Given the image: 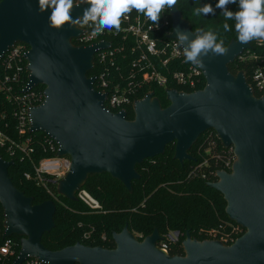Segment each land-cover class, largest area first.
I'll return each instance as SVG.
<instances>
[{"label":"water","instance_id":"obj_1","mask_svg":"<svg viewBox=\"0 0 264 264\" xmlns=\"http://www.w3.org/2000/svg\"><path fill=\"white\" fill-rule=\"evenodd\" d=\"M74 8L73 18L83 15L87 3ZM48 13H41L38 0H0V61L16 43L30 48L27 54L28 88L45 87V101L32 108L31 133L42 132L58 144V157H69L71 168L57 183L58 193L78 201L77 192L90 176L108 174L132 193L141 179L137 166L164 155L175 145L180 164L196 159L190 154L199 138L213 130L224 147L233 148L236 161L231 173L219 171L218 182L208 186L224 196L228 218L245 230L233 244L198 241L190 232L182 244L184 256H171L157 244L158 229L140 241L126 224L114 233L115 249L81 243L50 251L45 234L55 229L57 206L53 201L34 204V198L17 189L9 174L13 161L0 153V204L5 215L4 238H21L13 264L37 258L44 264H264V96L257 97L243 71H230L250 42L232 41L225 55L204 57L198 66L206 79L202 90L192 93L166 90L169 102L149 93L136 101L134 119L127 112L113 113L105 107L106 95L94 88V55L109 43L76 46L79 25L62 30L49 26ZM173 33L192 30L178 5L171 10ZM202 30V29H199ZM197 66V65H196ZM26 89V90H27Z\"/></svg>","mask_w":264,"mask_h":264},{"label":"trees","instance_id":"obj_2","mask_svg":"<svg viewBox=\"0 0 264 264\" xmlns=\"http://www.w3.org/2000/svg\"><path fill=\"white\" fill-rule=\"evenodd\" d=\"M205 3H211L215 7L218 0H178L177 5L194 32L199 29L215 31L218 34V42L219 38L224 40L225 48L232 41H238L235 21H225L221 14L222 10L217 9L214 16L209 14L206 17H196L192 14L194 8L201 7ZM228 8L234 12L239 10L238 3L230 4ZM225 22L231 26V32H224ZM251 44L253 45V41ZM252 52L262 55L264 59V47H253ZM256 65L255 62H241L238 58L229 68L235 75L243 71L247 80L251 82V74ZM94 74L95 71L91 73ZM25 79L27 80L26 77ZM170 87L179 91L187 90L173 84H170ZM149 93H154L163 108L169 106L164 89L156 86L151 90L147 88L140 97ZM12 111L9 100L0 93V113L3 112L5 115L3 125L8 126L10 136L17 141L21 140L25 143L29 140L33 152L29 156L21 152L12 156L0 149V153L6 161L14 163L9 168V174L17 189L26 196L34 198V204L45 201L55 202L57 206L54 217L55 229L42 238L43 245L50 251H60L77 243L115 249L113 234L121 233L126 224L140 241L150 236L155 229L159 230L161 241L171 233H178V241L169 242L171 256L185 255L182 244L187 232L198 241L208 240V230H220L221 234L229 236L232 242L245 234L244 229L236 226L237 224L228 218L224 196L208 186L209 183L218 182L217 173L224 169L225 160L234 157L233 149L224 147L213 130L204 133L192 148L190 154L196 159L195 161L180 164L174 159L175 145H169L164 155L148 159L137 166L141 179L133 182L132 193L108 174L90 176L82 189L87 190L101 204L102 212L95 213L80 200L69 201L61 196L52 180H48L46 186L54 196L44 185H38L34 179L26 178V174L34 176L35 165L54 154L48 149L49 138L42 132H29L23 138H19L15 131ZM128 119H134V112L130 109ZM211 140L217 142L215 150L209 149ZM197 155H200L205 163L200 164ZM0 209H2L1 204ZM1 228L4 232V223L1 224ZM11 238L16 243L17 256L21 238L17 236ZM3 242L1 235L0 246ZM16 256L7 258L0 255V264H12Z\"/></svg>","mask_w":264,"mask_h":264},{"label":"built area","instance_id":"obj_3","mask_svg":"<svg viewBox=\"0 0 264 264\" xmlns=\"http://www.w3.org/2000/svg\"><path fill=\"white\" fill-rule=\"evenodd\" d=\"M76 3L80 4L82 0H76ZM79 28L82 33L78 39L73 41L76 46L88 47L99 43L110 44L107 49H101L95 53L94 69L88 74L89 78L95 79V90L106 95L105 107L109 112L119 113L123 111L128 114L129 109L133 112L136 101L144 99L147 95L140 97L143 90L147 88L151 90L154 86L164 89L165 93L168 89H176L171 88L170 84L187 89L182 91L176 89L183 93L202 90L206 86L204 72L190 62L185 63L186 57L183 55V46H179V41L171 38L173 33L171 9L166 8L161 13L158 28L142 13H137L135 10L122 19L120 31L105 29L102 33L92 36L93 26L91 22L89 25H79ZM252 41L253 45L250 41L251 49L245 51L239 59L241 62L250 61L257 64L252 71L251 82H248L255 95L260 98L264 96V59L262 55L252 52V49L253 47L263 48L264 41ZM29 50L28 46L16 43L9 48L0 61V93H3L12 105V119L19 138H23L30 132L32 108L40 106L46 98L44 86L27 89L29 85L27 60ZM94 71L95 74L91 75ZM40 87L43 88L40 89ZM4 118L5 115L1 112L0 149L12 156L17 155L18 152L29 156L33 152L29 146V140L23 143L21 140L17 141L12 138L8 126L3 125ZM48 138V149L54 156L41 160L34 167V176L26 174V178L28 180L34 179L38 185H44L48 192L54 196L53 192L46 186V182L52 180L57 185L70 171L71 159L58 157V144L50 137ZM216 148L217 142L211 140L209 149L215 150ZM235 159L234 154V157L225 160L222 171L231 173ZM77 198L93 212H102L99 201L87 190L78 191ZM3 223L5 226V215L2 208L0 209V236L2 235L4 242L0 246V255L12 258L16 256V243L12 238H4L5 231L3 232L1 228ZM207 236L209 241H220L225 245L234 243L229 236L222 235L220 230H212L208 232ZM178 239V233H171L157 246L169 254V242L175 243ZM24 264L44 263L37 258H29Z\"/></svg>","mask_w":264,"mask_h":264},{"label":"clouds","instance_id":"obj_4","mask_svg":"<svg viewBox=\"0 0 264 264\" xmlns=\"http://www.w3.org/2000/svg\"><path fill=\"white\" fill-rule=\"evenodd\" d=\"M87 3L83 15L73 18L74 8L80 5L76 0H38L41 13H48L49 26L62 30L72 25L93 26L91 35L96 36L105 29L121 30L122 19L126 18L133 10L142 13L148 20L159 27L161 13L177 6L178 0H82ZM238 11L229 10L230 4H237ZM222 10L225 21H235V31L241 44H247L252 40L264 41V0H218L215 7L211 3H205L201 7L192 10L196 17L215 15L216 10ZM224 32H231L229 23L223 24ZM187 30L176 29L179 46H183L185 63H192L200 67L204 66V57L225 55L228 51L224 47V40L219 38L215 31L198 30L195 39H191Z\"/></svg>","mask_w":264,"mask_h":264},{"label":"rangeland","instance_id":"obj_5","mask_svg":"<svg viewBox=\"0 0 264 264\" xmlns=\"http://www.w3.org/2000/svg\"><path fill=\"white\" fill-rule=\"evenodd\" d=\"M197 157L200 159V164H203L205 163V160L200 156V155H197ZM210 232V230L207 231V233ZM88 234V233H87Z\"/></svg>","mask_w":264,"mask_h":264}]
</instances>
